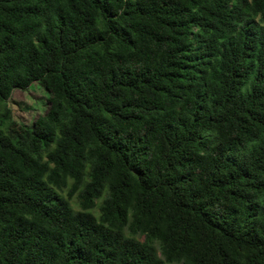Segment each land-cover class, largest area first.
<instances>
[{
    "label": "trees",
    "instance_id": "obj_1",
    "mask_svg": "<svg viewBox=\"0 0 264 264\" xmlns=\"http://www.w3.org/2000/svg\"><path fill=\"white\" fill-rule=\"evenodd\" d=\"M0 107V264H264V0H0Z\"/></svg>",
    "mask_w": 264,
    "mask_h": 264
},
{
    "label": "rangeland",
    "instance_id": "obj_2",
    "mask_svg": "<svg viewBox=\"0 0 264 264\" xmlns=\"http://www.w3.org/2000/svg\"><path fill=\"white\" fill-rule=\"evenodd\" d=\"M49 98V92L37 83L26 91L15 90L7 104L11 120L17 127H32L35 121L48 111ZM2 122H5V110L0 107V124ZM72 204L78 208L76 199ZM95 214L98 215V210Z\"/></svg>",
    "mask_w": 264,
    "mask_h": 264
}]
</instances>
